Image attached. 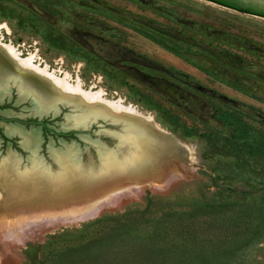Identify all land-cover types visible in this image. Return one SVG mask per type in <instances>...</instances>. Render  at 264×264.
I'll use <instances>...</instances> for the list:
<instances>
[{"label":"rangeland","instance_id":"rangeland-1","mask_svg":"<svg viewBox=\"0 0 264 264\" xmlns=\"http://www.w3.org/2000/svg\"><path fill=\"white\" fill-rule=\"evenodd\" d=\"M0 26L1 40L20 54H33L50 70L80 79L82 88L101 89L105 98L151 116L192 157L165 150L144 166L96 173L80 179L82 187L72 193L45 198L33 188L43 180L0 182V264H76L63 255V243L49 241L139 208L146 196L159 203V213L179 210L196 226L207 224L211 237L220 234L222 220L245 216L238 240L212 245L207 253L219 251L220 259L203 264H264V177L255 171V158L218 152L214 141L225 132L213 117L215 109L234 111L263 128L264 17L205 0H0ZM8 91L0 103V159L16 157L18 171L36 161L56 177L50 154L63 147L60 139L74 143L79 163L93 168L99 166L95 141L105 150L116 147L109 134L114 127L98 121L83 132L63 128L67 108L34 122L31 101H17L14 87ZM15 124L37 130L35 153L21 147L17 133L7 135L5 128ZM88 179L99 181L84 186Z\"/></svg>","mask_w":264,"mask_h":264},{"label":"trees","instance_id":"trees-1","mask_svg":"<svg viewBox=\"0 0 264 264\" xmlns=\"http://www.w3.org/2000/svg\"><path fill=\"white\" fill-rule=\"evenodd\" d=\"M205 1L264 17L263 10L239 0ZM233 112L215 109L213 117L225 134L218 142L214 141V145L216 148L218 145L221 154L255 158L258 161L255 171L264 177V122H261L263 128H255ZM155 202L146 196L139 208H128L117 215L92 220L81 225L69 238L52 239L49 244L63 243V255L70 256L76 264H203L210 257L220 259L219 251L207 253L214 252L212 245L234 244L248 224L244 222L245 216L233 222L222 220L220 234L211 237L205 234L207 224L196 226L192 216L179 210L166 209L159 213V203ZM201 211L206 212L205 209ZM223 226L227 232L221 235Z\"/></svg>","mask_w":264,"mask_h":264},{"label":"water","instance_id":"water-1","mask_svg":"<svg viewBox=\"0 0 264 264\" xmlns=\"http://www.w3.org/2000/svg\"><path fill=\"white\" fill-rule=\"evenodd\" d=\"M264 3V0H255ZM2 71L0 73V103L2 102L8 89L14 87L18 94L17 101L29 99L33 104L34 114L37 119L34 122H39L41 117L55 116L60 108H67L68 113L64 116L65 124L63 128L70 129L77 132H83L91 125H97L100 121L101 124H108L115 128V131H110L111 139L117 140L116 147L105 150L96 145V155L99 159V166L93 168L92 165L83 166L79 163V157L77 155L75 144L67 145L64 140L62 141L63 147H57L52 149L50 156L52 157L53 163L60 172V167L63 170L68 168L78 171L82 178H92V175L103 174L105 172H111L113 167L117 169L132 170L136 169L139 165L144 166L155 156L159 158V154L165 152V150L185 149L184 145L177 141L172 135L168 134L161 128L156 127L155 123L145 119L143 115L136 116L131 112H112L109 107L104 106L100 103H94L91 106L78 101V98L67 99L60 96L50 90L49 85L44 80L40 81V78L36 75H25L17 72L12 65L3 64L0 65ZM42 83V84H40ZM45 87L44 93L39 88ZM45 95L46 104L41 102L42 95ZM7 101V98L5 99ZM99 126V125H98ZM20 130L21 132L27 133L23 130L20 125L11 126ZM6 130V128H5ZM29 132V131H28ZM99 132V131H97ZM7 135L12 133L6 130ZM20 140V145L30 154L35 153L37 148V138L33 135L34 139L31 143L25 144V135L17 133ZM159 137L169 139L174 145L165 150H159ZM113 163V165L111 164ZM60 163L62 165H60ZM111 164V165H110ZM111 168V169H110ZM46 170H48L46 168ZM66 172V171H65ZM81 178V179H82Z\"/></svg>","mask_w":264,"mask_h":264},{"label":"bare ground","instance_id":"bare-ground-1","mask_svg":"<svg viewBox=\"0 0 264 264\" xmlns=\"http://www.w3.org/2000/svg\"><path fill=\"white\" fill-rule=\"evenodd\" d=\"M1 27V26H0ZM33 54H26L22 55L18 51L17 48H15L14 45H12L10 42H3L0 37V65L7 64L12 65L14 69L22 74L25 75H34L38 76L40 78V81L44 80L47 85L51 86L50 90L60 96H63L67 99H73L78 98L77 100L88 104L91 106L94 103H100L104 106L109 107V109L112 112H131V114L140 116L139 114L145 116L144 118L147 120H151L152 117L146 114L140 113L134 106L128 105L123 103L119 99H107L103 96V92L101 89L97 88H89L84 89L80 85V82L78 78L70 80L69 75L66 72H59L56 73L53 70H50L46 64L38 63L34 59ZM2 71V68L0 66V73ZM42 84V83H40ZM41 91L43 92L45 87L39 86ZM44 93V92H43ZM45 95H42L41 102L45 105L46 99L44 97ZM153 121V119H152ZM155 123V121H153ZM150 123H152L150 121ZM156 127L157 124L155 123ZM8 129V132L10 133H22L25 135V144L31 143L34 139L33 134L37 132H33V130H30L26 134L24 132H21L20 130L13 128V127H6V130ZM178 141V140H177ZM171 145H174L171 140L164 139V137H159V150H165L166 148H170ZM181 155L186 161H192L191 157V150L187 146H185V149L181 150ZM16 157H13L11 155L5 156L2 159H0V182H37L44 181V183H38L33 186L35 188V193L37 195L45 198V197H51L52 194L58 195L61 194H69L72 193L74 190H77L78 188L82 187V184L79 185L80 179L82 178L81 175L78 173V171H75L73 169H66L63 170V167H60V172H56V177L53 176L51 173H49L44 167L40 166L36 161H33L31 163V167L27 170L18 171L16 168ZM113 165V163L111 162ZM110 164V165H111ZM60 165H62L60 163ZM121 169L115 170V167H113L112 172H118ZM66 171V172H65ZM105 173V171H104ZM111 175V173H109ZM53 176V177H52ZM85 179H87L85 177ZM91 180V179H88ZM99 180H91L89 183H85L84 186H90L93 184H97ZM79 185V186H76ZM46 188V189H45ZM38 191V192H37ZM48 195V196H46ZM69 199V198H66ZM65 205L67 207H74L73 203L71 201H65Z\"/></svg>","mask_w":264,"mask_h":264},{"label":"flooded vegetation","instance_id":"flooded-vegetation-1","mask_svg":"<svg viewBox=\"0 0 264 264\" xmlns=\"http://www.w3.org/2000/svg\"><path fill=\"white\" fill-rule=\"evenodd\" d=\"M253 6V5H252ZM255 8H258V7H256V6H254ZM258 9H261V10H263L264 11V7H262V8H258Z\"/></svg>","mask_w":264,"mask_h":264}]
</instances>
